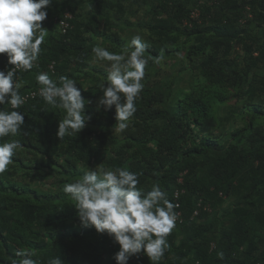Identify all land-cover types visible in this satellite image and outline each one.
I'll return each instance as SVG.
<instances>
[{"label": "trees", "instance_id": "obj_1", "mask_svg": "<svg viewBox=\"0 0 264 264\" xmlns=\"http://www.w3.org/2000/svg\"><path fill=\"white\" fill-rule=\"evenodd\" d=\"M47 11L39 59L17 74L20 94L38 89L40 72L68 76L92 102L91 119L60 140L62 109L37 96L19 110L25 123L11 139L24 147L0 174V264L17 250L37 264L52 257L115 264L118 245L81 227L62 190L100 164L137 173L143 192L158 182L180 204L184 222L158 264H264V0H53ZM66 12L71 28L63 34L57 21ZM134 28L151 38L145 87L129 128L117 133L114 108L96 110L105 73L90 63L92 47L120 52ZM171 60L179 70L168 77L162 66ZM6 63L0 56V69ZM229 101L236 102L231 124L220 114ZM129 264L154 262L141 254Z\"/></svg>", "mask_w": 264, "mask_h": 264}, {"label": "clouds", "instance_id": "obj_2", "mask_svg": "<svg viewBox=\"0 0 264 264\" xmlns=\"http://www.w3.org/2000/svg\"><path fill=\"white\" fill-rule=\"evenodd\" d=\"M53 0H0V56L7 63L0 69V174L14 163L13 157L23 150L19 140L11 139L21 133L25 114L21 107L26 97L20 94L22 82L17 74L33 69L41 54L48 30L43 22ZM148 42L141 33L132 36L120 52L109 51L100 43L92 47L90 63L100 64L104 70L102 95L96 101V110H115L114 130L122 133L137 111L136 100L143 91L148 59ZM164 60V54L153 57L155 64ZM38 95L52 108L62 109L57 136L80 133L86 122L88 106L92 103L82 96V89L68 76L52 79L47 72L36 75ZM7 106V107H6ZM9 139H5V138ZM137 173L123 167L106 168L102 164L84 171L72 183H65L63 192L75 202L76 217L83 228H93L106 235L118 251L112 259L115 264H129L141 254L158 264L169 247L168 236L176 227L178 213L175 205L158 182L151 190L141 191ZM32 253L17 250L8 264H37ZM47 264H63L60 257H52Z\"/></svg>", "mask_w": 264, "mask_h": 264}, {"label": "built area", "instance_id": "obj_3", "mask_svg": "<svg viewBox=\"0 0 264 264\" xmlns=\"http://www.w3.org/2000/svg\"><path fill=\"white\" fill-rule=\"evenodd\" d=\"M200 16H201V11H200L199 8L194 9L191 12V14H190V18L193 21H198L200 19ZM71 20H72V14L69 13V12H66L65 15L63 16V18H61V19H59L57 21L58 22V26H59V28H60V30H61V32L63 34H67L68 31L70 30V28H71L70 21ZM185 25H190V21H186ZM50 68L53 69V65H51ZM38 91H39V89H36V90L30 91V92L22 95V96L27 98L25 103H27L29 100L34 99L37 96H39L38 95ZM179 182L182 183V179H180ZM178 197H179V192H177L175 194V198L177 199ZM176 205H177L176 208L178 209L180 207V204L178 203V201H177ZM200 206H201V204H198V207H200ZM177 213H178V219H177L176 224H182L184 222V218H183L182 212L181 211H177ZM197 215H198V211H196L194 213V217H196Z\"/></svg>", "mask_w": 264, "mask_h": 264}, {"label": "rangeland", "instance_id": "obj_4", "mask_svg": "<svg viewBox=\"0 0 264 264\" xmlns=\"http://www.w3.org/2000/svg\"><path fill=\"white\" fill-rule=\"evenodd\" d=\"M137 33H141L144 36V39L148 43L151 42L150 41L151 38L147 34L145 28H141V29L134 28L132 30H129L128 33H127V35H130V34L135 35ZM172 63H174V61L171 60L169 62V64H167V65L165 64V65L162 66L163 70L165 71V74H167L168 77H170L172 75V73H171L172 71L179 70V66L176 69L173 70V68L170 67ZM169 73H171V74H169ZM235 106H236V102L235 101H229L228 103H226V107H221V113H220L221 116H225V117H228L229 116V117H231L230 124L235 121L232 118V114H233V112L235 110Z\"/></svg>", "mask_w": 264, "mask_h": 264}]
</instances>
